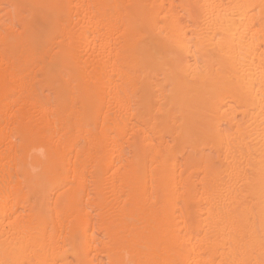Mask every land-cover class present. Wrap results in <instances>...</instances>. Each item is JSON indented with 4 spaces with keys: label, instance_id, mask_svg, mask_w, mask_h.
I'll use <instances>...</instances> for the list:
<instances>
[{
    "label": "bare ground",
    "instance_id": "1",
    "mask_svg": "<svg viewBox=\"0 0 264 264\" xmlns=\"http://www.w3.org/2000/svg\"><path fill=\"white\" fill-rule=\"evenodd\" d=\"M262 73L264 0H0V262L264 264Z\"/></svg>",
    "mask_w": 264,
    "mask_h": 264
},
{
    "label": "snow or ice",
    "instance_id": "2",
    "mask_svg": "<svg viewBox=\"0 0 264 264\" xmlns=\"http://www.w3.org/2000/svg\"><path fill=\"white\" fill-rule=\"evenodd\" d=\"M215 7H221L225 9H230V11H223V12H217L214 13V15L209 19L210 23H219L223 27H227L233 16L236 14V9H238L239 5H230V6H213ZM251 87H254V85H251ZM261 89L264 90V73L261 75ZM262 101H264V95L261 97ZM0 264H3V262H0Z\"/></svg>",
    "mask_w": 264,
    "mask_h": 264
}]
</instances>
